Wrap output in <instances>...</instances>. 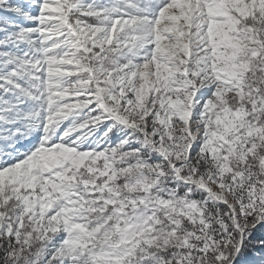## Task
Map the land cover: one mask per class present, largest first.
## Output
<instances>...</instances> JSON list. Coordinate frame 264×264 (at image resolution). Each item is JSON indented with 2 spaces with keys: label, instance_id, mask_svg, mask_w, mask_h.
Masks as SVG:
<instances>
[{
  "label": "snow or ice",
  "instance_id": "1",
  "mask_svg": "<svg viewBox=\"0 0 264 264\" xmlns=\"http://www.w3.org/2000/svg\"><path fill=\"white\" fill-rule=\"evenodd\" d=\"M0 264H264V0H0Z\"/></svg>",
  "mask_w": 264,
  "mask_h": 264
}]
</instances>
